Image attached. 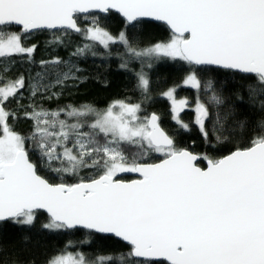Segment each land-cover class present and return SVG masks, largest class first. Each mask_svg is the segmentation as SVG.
Masks as SVG:
<instances>
[{
  "label": "snow or ice",
  "instance_id": "1",
  "mask_svg": "<svg viewBox=\"0 0 264 264\" xmlns=\"http://www.w3.org/2000/svg\"><path fill=\"white\" fill-rule=\"evenodd\" d=\"M112 11L125 25L115 35L94 15L89 24L78 23L81 14L87 19L94 12ZM145 18L166 25L168 38L141 46L130 33ZM42 30L54 32V45L77 34L82 43L72 58L97 56L98 47L111 56L114 45L122 46L119 67L134 71L129 65L140 63L134 75L144 100L150 99L151 88L144 68L162 58L189 65L182 84L198 93V72L205 66L244 74L249 82L235 98L261 113L254 134L216 157L178 147L156 112L141 115L140 102L118 99L103 109L83 104L49 110L35 102L25 107L19 101L26 87L32 98L58 99L62 92L52 89L87 79L78 75L81 69L71 58L59 56L40 60L41 71L34 77L8 76L17 58L34 62L37 45L26 46L24 38ZM178 87L160 95L169 102L172 121L187 131L180 113L189 101L177 98ZM204 88L210 95L207 101L197 96L194 122L207 143L209 107L219 108L225 98L211 80ZM11 100L32 121L28 135L10 122L20 118L17 110L7 108ZM229 120L232 136L249 124L247 117L237 118L235 104L228 105L212 125L213 134L221 133L215 136L218 143L227 140L222 132ZM29 142L40 165L60 182L39 174ZM153 154L158 160H152ZM85 171L87 176L81 175ZM125 174L135 178L125 179ZM41 210L47 214L41 225L45 230L84 229L129 246L125 253L91 260L83 253L60 252L45 264H264V0H0V222L31 228Z\"/></svg>",
  "mask_w": 264,
  "mask_h": 264
},
{
  "label": "trees",
  "instance_id": "2",
  "mask_svg": "<svg viewBox=\"0 0 264 264\" xmlns=\"http://www.w3.org/2000/svg\"><path fill=\"white\" fill-rule=\"evenodd\" d=\"M97 16L100 19L101 25L106 27L114 35L119 31L125 29L123 19L117 14L110 12L102 16L99 14H89L86 19L85 16H80L78 23L81 26L89 24L91 16ZM10 30H16L13 27ZM141 42V46L155 43L159 40H166L170 35L168 29L158 23L143 21L141 25L137 26L135 33ZM54 32L38 31L30 35H26L24 42L26 46L32 44L37 45L34 54V62L29 63L26 59L17 58L13 70L8 73L10 77H16L23 73L26 77H34L36 72L41 71L39 61L49 60L53 57L59 56L64 60L72 59V62L77 65L81 71L78 75L87 77L84 83L74 85L72 81L63 88L52 89V91L62 92L58 99H47L41 96L32 98L30 96V87L22 90V98L20 103L29 105L35 102L49 110H56L57 108L66 105H83L91 104L96 108L103 109L110 102L118 99L127 100L131 103H142L143 111L141 115H147L156 112L160 117L161 127L175 139L178 147L187 148L194 153H207L212 156L226 155L235 144L244 143L249 137L254 134L253 123L261 117L258 111L250 110L246 105L240 104L236 101L235 92L240 89V86L247 81L242 79L244 75L233 73L226 70L205 67L203 71L198 72V76L202 81V87L199 93L193 89L178 87L177 98H186L189 105L180 114L182 121L189 124V130L178 128L176 123L172 121L170 114L169 102L162 98L160 93L167 88L177 85L180 86L190 66L185 62L172 60L169 58H162L158 61H153L152 66L145 67L144 71L147 73L151 81L150 99L144 100L141 93L136 89V78L134 72L140 70V63L133 62L129 68L134 71H126L119 67L121 60L117 53H123L124 49L120 45H114L112 48V55L106 56L105 50L97 48L99 53L97 56H92L90 53L83 57L72 58L71 53L75 48L82 43L81 38L72 33L65 37V44L54 45L50 43L53 40ZM213 81V86L217 93L225 98V104L219 108L209 107L210 118L206 122L210 133L209 141L206 143L198 126L195 124L194 105L197 96L202 99L204 97L203 90L206 81ZM31 80L28 81L29 85ZM245 100L247 94L244 93ZM230 104H235L237 109V118H248V127L241 131L235 129L238 136L229 135L232 130L229 120L226 124L225 130L222 132L223 137H227L224 143H218L215 136L221 133H212V125L216 119V113L220 112L223 115L226 107ZM9 110H17L19 119L11 121L14 123L15 130L23 135H28L32 127V121L23 118V111L18 109L17 101L11 100L7 104ZM63 118V116H62ZM84 130H87L85 128ZM30 159L38 165L39 174L49 179L52 183H58L60 180L55 173L46 171L39 161L37 151L29 142L27 145ZM152 160H158L157 154H153ZM204 167L203 161L200 164ZM87 171L82 172L81 175L87 176ZM134 178L133 174H125V179ZM68 182H74L72 178L65 177ZM47 216L43 212L38 213L35 225L31 228L22 227L12 223L11 221L0 223V243L4 246V252L0 254V261H20L22 264H45V262L52 256L60 252H70L73 254L83 253L89 260L104 255L116 256L119 253L128 251L129 246L124 245L113 237L90 234L82 229L74 230H60L48 231L41 227L46 222ZM28 239L25 240L24 237Z\"/></svg>",
  "mask_w": 264,
  "mask_h": 264
},
{
  "label": "water",
  "instance_id": "3",
  "mask_svg": "<svg viewBox=\"0 0 264 264\" xmlns=\"http://www.w3.org/2000/svg\"><path fill=\"white\" fill-rule=\"evenodd\" d=\"M112 12L115 13V14H117L121 19H123V18H122L118 13H116L115 11H112ZM92 14H99V15L104 16V15H106L107 13L94 12V13H92ZM80 16H85V14H81ZM144 21L152 22V23H158V24H162V25H164L162 22L153 21V20H150V19H147V18H145ZM164 26L167 28L166 25H164ZM167 29H168V28H167ZM42 31H49V30H42ZM168 31H169V30H168ZM34 32H38V31H34ZM34 32H32V33H34ZM51 32H52V31H51ZM32 33H31V34H32ZM28 35H30V34H28ZM205 67L215 68L214 66H205ZM215 69H220V68H215ZM220 70H226V69H220ZM226 71L233 72V71H231V70H226ZM233 73H236V72H233ZM238 74H240V73H238ZM240 75H244V74H240ZM203 164H204V166H205L206 162H203ZM133 176H134V174H133ZM134 178H135V177H134ZM40 212H43V211L41 210ZM43 213L47 216V214H46L45 212H43ZM3 222H7V221H3ZM3 222H0V223H3ZM72 230H74V229H72ZM82 230H84V229H82ZM85 231H87V230H85ZM98 235H101V234H98ZM104 236H106V235H104ZM107 236L112 237V236H110V235H107ZM113 238H115V237H113ZM115 239L118 240V241H120V242L123 243L124 245H127L126 242H123V241L119 240L118 238H115ZM127 246H128V245H127ZM141 259H142V258H141Z\"/></svg>",
  "mask_w": 264,
  "mask_h": 264
},
{
  "label": "rangeland",
  "instance_id": "4",
  "mask_svg": "<svg viewBox=\"0 0 264 264\" xmlns=\"http://www.w3.org/2000/svg\"><path fill=\"white\" fill-rule=\"evenodd\" d=\"M182 81H183V80H182ZM179 87L192 89L191 87L183 86L182 82H181V85H180ZM193 90H195V89H193ZM195 91H196V90H195ZM203 93H204V97L202 98V100L207 101V98H208V96L210 95V93L206 92L205 89L203 90ZM178 99H184V98H178ZM194 108H195V105H194L193 109H194ZM180 114H181V113H180ZM72 254H73V253H72ZM73 255H75V254H73Z\"/></svg>",
  "mask_w": 264,
  "mask_h": 264
}]
</instances>
